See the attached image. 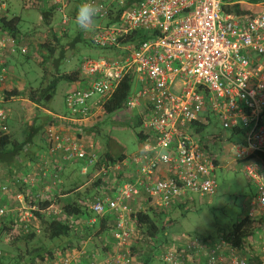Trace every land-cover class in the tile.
Masks as SVG:
<instances>
[{
    "label": "built area",
    "instance_id": "2783aa9c",
    "mask_svg": "<svg viewBox=\"0 0 264 264\" xmlns=\"http://www.w3.org/2000/svg\"><path fill=\"white\" fill-rule=\"evenodd\" d=\"M46 0L61 17V32L74 21L77 5L82 0ZM30 7L43 0H25ZM102 5L97 20L117 16L110 26H92L88 36L92 45L115 58L93 60L83 58L79 66L78 87L67 92L64 104L67 116L55 117L46 130L50 154L62 152L63 162L78 160L88 167H98L102 178L94 196L86 200L89 217L66 218L51 205L46 214L77 220L94 228L99 219L109 214L108 235L114 254L103 264H132L130 240L137 232L133 215L162 213L176 203L190 199V194L210 197L216 192L214 171L218 154L210 150L205 129L214 123L220 130L240 141L230 144L231 159L241 166L246 179L254 186L253 206L264 213V2L251 4L244 13H226L232 7L225 0H91ZM7 6L0 0V17ZM74 15V16H73ZM135 32L146 38L129 42ZM9 36L0 39V49L13 44ZM22 54H26L22 49ZM132 78L140 85L124 102L123 110L139 112L138 121L146 140L129 160L101 163L92 145L81 137L59 130L62 123L84 126L104 115L105 104L113 97L121 82ZM3 78L0 79V81ZM142 107V109H141ZM6 115L0 110V130L6 131ZM49 165L42 168V178L48 177ZM58 172L52 175V185L60 183ZM122 175L125 180L119 185ZM112 176L111 180L108 178ZM35 175L19 177L15 183L34 187ZM6 188L2 187L1 191ZM41 198V195L31 197ZM16 199L21 207L14 210L19 221L30 223L32 211L38 208L27 204L23 194ZM138 199V203L135 200ZM134 203V207L131 203ZM11 212L0 208V219ZM41 213H44L41 211ZM252 216V213L249 214ZM25 228L28 229L27 225ZM5 241H9L5 239ZM183 248L165 250L164 264H186L194 255L205 256L206 264H264V242L260 258L250 263L235 255L224 259L222 251L229 245L223 239L210 243L189 238ZM99 264L97 254L83 249L37 264Z\"/></svg>",
    "mask_w": 264,
    "mask_h": 264
},
{
    "label": "rangeland",
    "instance_id": "374dc122",
    "mask_svg": "<svg viewBox=\"0 0 264 264\" xmlns=\"http://www.w3.org/2000/svg\"><path fill=\"white\" fill-rule=\"evenodd\" d=\"M43 1L45 2L46 0ZM4 3L6 6L11 7L12 14L20 17L19 29L25 41L28 44L31 41H36V44L31 47L27 45L28 53L26 55H23L17 46L14 57H11L10 60H5V67L9 66L11 70L10 79H5L4 83L6 81L12 82L9 83L10 87L8 85L4 90H0V101L2 102L0 107L6 114L5 125L7 132L12 138L20 143L27 141L30 144L28 150L33 151V153L41 151L39 152L40 156L37 157L36 166L39 165V168L42 169L51 162V160L43 157L42 152V150H47V142L45 140L46 126L44 122L48 119L68 115L64 97L67 92L77 88L78 85L58 81L55 84L53 93L46 96L48 99L39 105L40 108L34 107L30 101H27V90L47 87L58 76L78 71L83 58L100 60L106 59L108 56L115 58L117 55L111 51L105 52L93 48L88 36L83 37V40L75 44L69 54L67 45L77 35L79 29L73 21H70L65 27L67 30L66 35L61 36V17L56 14L53 24L56 26V34L60 37V48H58L52 58H49L47 53L39 47V44L45 38V32L43 29L34 28L40 10L30 8L22 0H4ZM73 4L74 1L70 0V5ZM104 24L105 21L96 20L94 26ZM61 50H64L63 53L66 56H61ZM4 83L1 84L3 85ZM139 87L140 85L135 82L132 90L136 92ZM12 89L19 90L21 94L14 99L5 101L4 92ZM137 116L138 113L136 111L126 112L124 110L110 115H103L88 123V127L85 128L86 134L83 133V129L81 130L82 132H79L83 135L85 141L91 142L95 152L100 157L105 153H110L114 157L123 154L125 159L129 160L138 152L141 145V140L138 139L137 134L142 132V128L139 125L140 123L138 124L136 121ZM68 132L72 135L76 134L75 129ZM204 132V137L208 138V141L212 139L210 138L211 136L218 135L221 132L226 134V138L229 139L226 142H210V150L215 154H219L220 161L223 163L221 167L216 168L214 171V179L217 185L215 194L210 197L190 194V200L182 206L181 204H176L168 211H163L165 215L161 218L160 223L169 234L165 238L159 236L155 241L149 242L143 236H139L137 231L130 240L129 252L133 258L132 264H164L162 257L165 250L172 247L173 243H181L188 238L217 240L220 236L227 235L231 226L240 220L244 216L245 210L250 207L256 190L244 176L241 167L235 163H230V144H234L240 139H232L230 133L221 131L220 125L217 123L205 128ZM33 153L30 152L29 154L28 151L26 155L30 158ZM23 158V155H21L20 159ZM34 159L35 157H33ZM16 162L11 172L7 166L0 165V203L3 202L8 210H16L22 206L16 199L18 187L15 186L14 182L21 176L23 166H17ZM51 165H49V168ZM63 166L58 174L60 183H58L57 189L55 188L56 191L58 190L57 193L55 191L54 194L51 193L53 190L47 189L49 184L45 183V186L38 190L33 188L30 195L33 193V197H35V195L39 194L41 198L60 201V205L71 201L79 202L81 198L84 199L86 190L93 197L97 187H94L93 190L91 187L99 178L101 179V177L97 176L96 168L98 167H88L86 172L82 174L81 169L84 167V163L81 161L63 162ZM33 171L32 175H35L36 181L38 176L42 178L41 171H39L38 175L35 174L38 170ZM110 177L112 178V176ZM42 180L45 181L46 179L42 178ZM1 187L6 188L5 193L1 191ZM22 189L25 192L24 194L29 190L27 186L22 187ZM74 190L77 191L68 193ZM63 193L68 194L62 197ZM15 213L17 212H9L8 217L15 215ZM133 226L137 229L135 222ZM72 231L74 239L67 245L62 246H59L60 243L57 241L54 243L47 241L42 234L35 235L27 245L20 242L17 249L11 242L0 239V252L2 253L0 264H17L20 257L21 260H26V251L38 249L39 252L43 253L47 250L49 251V249L52 251L54 247H57V249L52 251V256H45L44 260H51L63 254L83 249L87 253L93 252L97 254L99 264H103L107 258L114 254L113 249L109 252L104 251V247L109 245L108 242L110 240L107 234L102 237H96V227L89 228L84 221L77 220Z\"/></svg>",
    "mask_w": 264,
    "mask_h": 264
},
{
    "label": "trees",
    "instance_id": "16d2710c",
    "mask_svg": "<svg viewBox=\"0 0 264 264\" xmlns=\"http://www.w3.org/2000/svg\"><path fill=\"white\" fill-rule=\"evenodd\" d=\"M22 1L25 2V0H22ZM225 1L228 4L234 3L233 4L234 6L237 5V3L240 1L250 3V4L263 3L262 0H225ZM43 3H44V6H43ZM43 3L36 4V6L34 7V9L40 10L39 17L37 19V22L34 25V28L38 30H42V29L44 30L45 38L39 44V47L42 50H44V52L47 53V56L49 58H52L55 52L58 50V48H60V37L56 34L55 32L56 26L53 24L56 12H55V8L50 6L47 2H43ZM223 10L226 13H235V14L244 13L230 6L224 7ZM120 12L121 11L119 10L117 12V16L115 17H112L110 15L108 18L101 19L102 21H105L104 25H95V26H101V27L110 26L112 24L117 23ZM20 22H21V19L18 16H14L9 19L0 17V30L5 32V34L9 36V38H11L14 42H18V40L21 37V31L19 29ZM78 31L79 32L77 33V35L73 39H71L67 45L68 46L67 49L69 50V52L73 49L75 44L83 40L82 39L83 37L84 38L86 37L84 36V33H85L84 31L80 29ZM89 32H90V29H89ZM89 32H87L88 35H89ZM61 33H62L61 36H65L67 33V30ZM145 38H146L145 33L135 32L132 36H130L128 41L136 42L138 40H143ZM89 42L92 45L90 39H89ZM92 47L95 48L93 45ZM60 52H61L62 57L66 56L63 53L64 50H61ZM80 80H81V77H80L79 72L73 71L68 74L58 76L55 79V81H53L52 84L48 85L47 87H44V88L39 87L38 89L31 88L27 90L28 93H27L26 98L31 103L40 105L45 100V97L47 95L49 94L51 95L53 93L55 84H57L58 81L78 83L80 82ZM131 87H132V78L131 77L125 78L121 82L117 91L114 93L113 97L105 104L104 115L114 114V113H117L123 110L124 102L130 93ZM20 94H21L20 91L17 89L5 91L4 100L8 101L12 98L18 97ZM53 123H54L53 121H50L49 124L52 125ZM4 126L6 127L5 122H4ZM198 132L203 133L204 128L201 130H198ZM137 136H138V139H141L142 132L138 133ZM230 136L232 138L231 133H230ZM213 140L214 142H217V141L226 142L229 139L226 138V134L221 132L216 137H214ZM26 144H29V143L27 141L20 143L17 140L13 139L10 134L2 132L0 130V165L7 166L10 169V172L13 171V166L16 162V158L20 154L22 155L25 154ZM123 159H125L124 155L114 157L110 153H105L102 157H100V162L98 166L103 162L104 163H119ZM101 181H102V178L101 179L99 178L94 183V185L91 187L92 190L94 189V187H98L101 184ZM15 186L18 187V191L16 192L18 194H21L23 191L22 187H24V185L15 183ZM76 191L77 190H74L68 193H72V192L75 193ZM86 191L87 192L84 195V199L81 198L79 202L71 201L63 205H60V201H52L48 199L38 200L35 198L27 199L25 194H23L27 204L34 205L35 207L38 208L37 210H34L31 213L33 216V219L31 220L30 223L21 222L19 221L18 219L19 217L17 216L18 212L15 213V215H12L9 217H8L9 215V212H8L5 217L0 219V237H1L0 239L1 240L8 239L9 242H11L12 245L15 246L17 249L18 244L20 242H23L24 244L27 245L28 242H30L34 238L35 235L42 234L45 237V239L51 243H54L57 241L60 243L59 246L67 245L69 242H71L72 239H74L72 237V232H73L72 230L74 229L75 223L70 224L66 219L64 221H59L58 218L54 217L53 213L47 216L45 212L48 209V207L53 205L56 208L60 209L63 215L67 219L70 217H76L77 219L84 220L86 217L91 216L90 212L87 210L85 206V202L86 200L90 199L92 195L91 193H89L88 190ZM2 192L5 193L4 191ZM68 193H63L62 195H66ZM1 203H0V208L6 207L4 206L5 204H3V202ZM10 211H11L10 213L16 212L14 210H10ZM41 211L44 213H41ZM163 215H165L163 214V212L155 213L153 211H149L148 214L139 213V214L133 215L132 218L138 229V230L136 229V231H138L137 233L139 234V236H143V238H145V240L149 242L155 241L159 236L161 238H165V236H168L169 235L168 231H165L164 226L160 223ZM112 219H113V216L110 214L106 216V218L104 219H99L97 225L95 226L96 227V237H102L103 235L108 233L109 228H108L107 222L108 220L110 221ZM25 225H27L28 229L25 228ZM261 227H262L261 221H255L249 218L247 215H245V216H242L240 220H238L234 225L231 226L228 234L223 236V239L232 248L240 250L245 240L253 238L255 235V231L260 229ZM56 249L57 247H54L52 251ZM52 251L51 249L43 253L39 252L38 249H34L32 251L31 250L26 251L25 252V254H27L26 260H21V257H20V260L18 261L17 264H37L38 262L45 261L44 260L45 256L51 257ZM1 258H2V253L0 252V259Z\"/></svg>",
    "mask_w": 264,
    "mask_h": 264
},
{
    "label": "crops",
    "instance_id": "0c3cea01",
    "mask_svg": "<svg viewBox=\"0 0 264 264\" xmlns=\"http://www.w3.org/2000/svg\"><path fill=\"white\" fill-rule=\"evenodd\" d=\"M4 1V0H3ZM251 4L250 3H246V2H243V1H240V2H238L237 3V5H232V7L233 8H235L236 10H238V11H242V12H244V11H246V10H248L251 6H250ZM43 6H44V3H43ZM13 12L11 11V7H9L8 5H7V8H6V10L4 11V13L2 14V16L1 17H3V18H7V19H9V18H11V17H14L15 15L14 14H12ZM12 15V16H11ZM5 36H7L6 34H5V32H3L2 30H0V39H2V38H4ZM9 40H11L12 41V39L10 38ZM36 44V41H31L30 42V44H28V42L27 41H25V39H24V36L23 35H21V37H20V39L18 40V42H14L13 41V44H11V45H9L8 43L6 44V46L4 47V48H2V50L0 49V79L1 78H3L1 81H0V90H4V88L5 87H8V85H9V87H10V84L9 83H11L12 81H9V82H5L4 83V80L5 79H10V70H11V68L9 67V66H7V67H5V60L7 61V60H10L11 59V57H14V55H15V50L17 49V46H18V49L21 51V53H22V49L24 48L25 49V51H26V54L28 53V50H27V45L28 46H33V45H35ZM25 54V55H26ZM69 54H70V52H69ZM24 55V54H23ZM16 78V77H15ZM1 83H4L3 85L1 84ZM76 85H78V83H75ZM133 85H134V83L132 84V87H133ZM4 86V87H3ZM132 87H131V90H130V93L133 91L132 90ZM12 88V87H11ZM7 89V88H6ZM7 91V90H6ZM129 93V94H130ZM12 99H14V98H12ZM27 101H28V99H27ZM29 102V101H28ZM2 102L0 101V104H1ZM34 107H36V108H40V106L39 105H37V104H33V103H31ZM141 109H142V107H141ZM0 110L1 111H4L1 107H0ZM134 111H136L137 113H138V115H139V112H141V110L139 109V110H134ZM5 113V112H4ZM6 115V114H5ZM137 117H139V116H137ZM54 119H48V120H46L45 122H44V125L46 126V129L48 128V127H50L51 125L49 124L50 123V121H53ZM136 121L138 122V124H139V121H138V118L136 119ZM136 121H135V123H136ZM87 125H89L88 123H86V124H84V126H75V125H69L68 123H62V125L59 127V130L60 131H63V132H65V133H68V131H71L72 129H75V131H76V134L75 135H77V136H79V137H81V133L80 132H82L81 130L83 129V133L84 134H86L85 132V128H87L88 126ZM80 131V132H79ZM7 132V128H6V131H5V133ZM8 133V132H7ZM9 134V133H8ZM141 140V142H143V141H145L146 140V136H144L143 134H142V138L140 139ZM87 141V140H86ZM88 145H92L91 144V142H86ZM29 145L30 144H26L25 145V154L23 155V159H20V157H21V155L22 154H20L17 158H16V163H17V166H23V169H22V171H21V177H27V176H29V175H31V176H34V175H32L33 173H34V171L33 170H35V171H37V172H35V174L36 175H38L39 174V171H41L42 172V170L43 169H41V168H39V165L38 166H36L37 164V162H38V160H37V157H39L40 156V154H39V152H41V151H35L34 153H33V151H31V150H28V147H29ZM49 147H48V144H47V150L45 151H43L42 150V152H43V157H46V159L47 160H51V162L49 163V165H51V167L50 168H48V170H47V172H48V176H49V178L47 177L46 178V180L44 181V180H42V178H40L39 176H38V180L36 181V184H34V185H36V186H34V187H29V186H27L28 187V189L29 190H27L28 192H26V194H25V196L27 197V199H30L31 197H33L34 196V194L32 193V195H30L31 194V190L34 188V189H36V190H38L39 188H42V187H44L45 186V183H48L49 184V186L47 187V189H52L53 191L51 192V193H53L54 194V191H55V193H57L58 192V190L56 191L55 190V188L57 189V187L56 186H54V185H52V175L55 173V172H58V170L60 169L61 170V167L63 166V160L61 159V157H62V152H57L56 154H50V152H49V149H48ZM38 149V148H37ZM229 149H230V147H229ZM28 151H29V154H30V152L31 153H33L31 156H30V158H32V159H30L26 154L28 153ZM38 153V154H37ZM123 155V154H122ZM231 156V155H230ZM33 157H35V159L33 160ZM46 162V161H45ZM218 162L219 163H217V165H218V167H221L222 166V162L220 161V157H219V154H218ZM22 163V164H21ZM66 163V162H65ZM230 163H234L233 161H232V159H231V162ZM19 164V165H18ZM235 164H237V163H235ZM237 165H239V164H237ZM240 166V165H239ZM64 167V166H63ZM241 167V166H240ZM119 176V177H118ZM118 176H116V177H114L115 179L116 178H118L119 180H118V182H119V185L122 183V180H125L123 177H122V175H118ZM37 177V176H36ZM121 179V180H120ZM108 180H111V177H109L108 178ZM25 187V186H24ZM46 189V188H45ZM25 192L24 191H22V193L21 194H24ZM30 195V196H29ZM39 195V194H38ZM62 197H64V195L62 196ZM191 198V197H190ZM190 199H187L186 201H183V202H180V203H176V204H181V206L185 203V202H187V201H189ZM253 201H254V199H253ZM253 201L250 203V207L248 208V209H246L245 210V212H244V216L245 215H247L249 218H251V219H253V220H255V221H261L262 222V227L260 228V229H258V230H256L255 231V235H254V237L253 238H251V239H248V240H245V242L243 243V246H242V248L240 249V250H238V249H235L234 251H235V255L236 256H238V257H241V258H244V259H246L248 262H250V263H254V262H257L258 260H259V258H260V247L262 246V243L264 242V213H260V212H258L256 209H255V206H253ZM135 202H137L138 203V199H136L135 200ZM134 201H133V203H131V205L134 207V203H135ZM21 204V203H20ZM175 204V205H176ZM252 213V216L250 217L249 216V214H251ZM107 237H109V235H108V233H107ZM177 238V237H176ZM221 238H223V236H220L219 238H217V240H210V239H206V241H209L210 243H214V242H217L219 239H221ZM189 239V238H188ZM198 239V238H197ZM109 242H108V244L109 245H107V247H104V251L105 252H109L111 249H113L114 247V245H113V242H112V240H111V238L109 237ZM173 240H175V239H173ZM185 241H187V239L185 240ZM184 241V242H185ZM177 242H180V241H177ZM182 243L183 242H181V243H173L172 245H173V247H177V248H180V249H182L183 248V246L184 245H182ZM111 245V246H110ZM231 246H228L227 248H224L223 249V251H222V254H223V257H224V259H227V258H229V256L231 255ZM104 252V253H105ZM81 264H86V262L85 261H82V263ZM186 264H206V260H205V256H203L202 254L200 255V254H197V255H194L193 256V259H190V260H188L187 262H186Z\"/></svg>",
    "mask_w": 264,
    "mask_h": 264
},
{
    "label": "clouds",
    "instance_id": "9594fccd",
    "mask_svg": "<svg viewBox=\"0 0 264 264\" xmlns=\"http://www.w3.org/2000/svg\"><path fill=\"white\" fill-rule=\"evenodd\" d=\"M101 12V4L93 3L91 0H82V2L77 5L74 23L80 30L88 31L94 26Z\"/></svg>",
    "mask_w": 264,
    "mask_h": 264
},
{
    "label": "water",
    "instance_id": "95a60500",
    "mask_svg": "<svg viewBox=\"0 0 264 264\" xmlns=\"http://www.w3.org/2000/svg\"><path fill=\"white\" fill-rule=\"evenodd\" d=\"M47 99H48V97L45 98V100H47Z\"/></svg>",
    "mask_w": 264,
    "mask_h": 264
}]
</instances>
